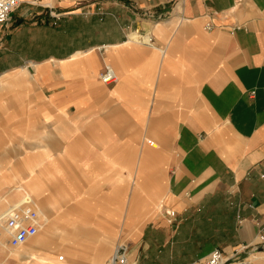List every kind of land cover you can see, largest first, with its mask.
I'll list each match as a JSON object with an SVG mask.
<instances>
[{"label": "crops", "instance_id": "0c3cea01", "mask_svg": "<svg viewBox=\"0 0 264 264\" xmlns=\"http://www.w3.org/2000/svg\"><path fill=\"white\" fill-rule=\"evenodd\" d=\"M12 14L0 26L4 87L41 77L42 114L106 96L98 144L128 150L138 129L156 141H138L143 174L130 171L128 152L96 154L122 169L80 183L72 222L60 221L41 181L14 178L16 190L0 200V264H108L121 243L127 264L197 263L242 245L264 264V0H23ZM71 61L84 66L79 76L64 75ZM103 63L99 77L106 65L118 74L111 87L97 78ZM24 202L38 231L14 246L4 214Z\"/></svg>", "mask_w": 264, "mask_h": 264}, {"label": "rangeland", "instance_id": "374dc122", "mask_svg": "<svg viewBox=\"0 0 264 264\" xmlns=\"http://www.w3.org/2000/svg\"><path fill=\"white\" fill-rule=\"evenodd\" d=\"M132 33H150L152 35L151 32L137 30ZM100 52H105V49L102 48ZM104 63L112 64L109 61ZM104 63L100 66L97 74L99 80L101 79L99 73ZM61 67L64 69V75L70 77L79 76V73L84 70V66L80 67L75 61L68 62ZM62 68L56 72L60 73ZM43 71L46 76L52 75L45 69ZM34 74L35 72L32 71L31 75ZM42 80L41 77L39 79L33 77L26 86L17 81L11 82L5 87L0 80V200L8 198L9 192L16 190L17 183L14 181L16 177L21 179L19 183L22 185L29 181H41L40 192L45 189L46 193L49 192L47 194L49 197H55L56 211L60 213V221L72 222L75 214L79 216L80 213L79 209L75 212L73 205L74 191L80 188V183L84 187V184L96 180L97 169H115V167L122 169L121 161L100 160L97 157L99 155L96 154L128 152L130 159L127 165L130 171L139 169V173L143 174L149 162L133 160V157H136L141 151L138 141L142 139L150 145L151 140H155V138L146 135L144 139L142 129H138L129 130L131 142L135 143H130L128 150H123L121 145L98 144L95 135L97 132L95 118L98 117L97 115L105 116L106 113L100 112L98 109L107 104L106 96L97 97L95 94L91 98V102L87 101L83 107L68 104L64 108L59 107L57 111L42 114L40 109L42 98L38 95V93L42 94ZM115 83L116 81L108 86L111 87ZM31 100L34 105L32 112L26 109V102ZM45 114L49 116L48 122H42L40 119ZM118 114L125 115L123 112ZM28 117L29 120L34 118L33 123H27ZM22 136L24 138L22 150L15 151L12 148L13 144L20 141ZM39 141H44L46 145H38ZM86 195L89 194L83 192L82 196ZM124 201L120 200L118 208L115 209L116 232L119 229V222L122 220ZM82 203L84 204L85 201L83 200ZM160 203L163 207L164 201ZM80 206L78 204V207ZM88 216L92 218L89 220L98 219L96 210ZM120 236H122V232ZM225 254L231 259L246 257L249 259L245 250L235 249L232 253L225 252Z\"/></svg>", "mask_w": 264, "mask_h": 264}, {"label": "built area", "instance_id": "2783aa9c", "mask_svg": "<svg viewBox=\"0 0 264 264\" xmlns=\"http://www.w3.org/2000/svg\"><path fill=\"white\" fill-rule=\"evenodd\" d=\"M22 1L23 0H0V26L9 21L10 16L21 5ZM85 13H89V11L85 10ZM148 42H153L152 35H149ZM100 78L103 82L112 84L118 80V74L112 66L106 65L100 74ZM27 202L13 206L4 214L6 227L11 234L10 241L14 246L25 242L38 231V222L35 218L34 210ZM170 213L175 214L174 211H170ZM25 220H29V222L25 223ZM261 239L263 240L264 236H261ZM246 248V245H242L240 250ZM128 251L129 247L127 244H118L108 264H127ZM190 264H253V262L247 257L231 259L230 256L225 254L223 249L216 247L203 261Z\"/></svg>", "mask_w": 264, "mask_h": 264}, {"label": "bare ground", "instance_id": "6f19581e", "mask_svg": "<svg viewBox=\"0 0 264 264\" xmlns=\"http://www.w3.org/2000/svg\"><path fill=\"white\" fill-rule=\"evenodd\" d=\"M142 39L148 41L149 40V36L145 35V36H142Z\"/></svg>", "mask_w": 264, "mask_h": 264}, {"label": "water", "instance_id": "95a60500", "mask_svg": "<svg viewBox=\"0 0 264 264\" xmlns=\"http://www.w3.org/2000/svg\"><path fill=\"white\" fill-rule=\"evenodd\" d=\"M264 246H261L260 248L258 247V249H263Z\"/></svg>", "mask_w": 264, "mask_h": 264}]
</instances>
